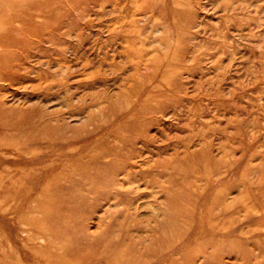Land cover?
<instances>
[{
	"label": "rangeland",
	"instance_id": "obj_1",
	"mask_svg": "<svg viewBox=\"0 0 264 264\" xmlns=\"http://www.w3.org/2000/svg\"><path fill=\"white\" fill-rule=\"evenodd\" d=\"M0 264H264V0H0Z\"/></svg>",
	"mask_w": 264,
	"mask_h": 264
}]
</instances>
